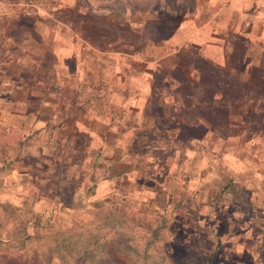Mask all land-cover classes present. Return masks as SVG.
I'll return each mask as SVG.
<instances>
[{
	"label": "rangeland",
	"instance_id": "374dc122",
	"mask_svg": "<svg viewBox=\"0 0 264 264\" xmlns=\"http://www.w3.org/2000/svg\"><path fill=\"white\" fill-rule=\"evenodd\" d=\"M6 1L35 7L0 10L16 23L7 35L36 23L47 41L49 27L77 34L87 44L70 50L99 57L64 63L99 66L102 88L76 77L72 105L40 123L34 105L0 99V264H61L52 234L97 227L115 205L166 221L151 253L161 264H264V0H112L109 15L79 13L83 0ZM108 249L110 264H136Z\"/></svg>",
	"mask_w": 264,
	"mask_h": 264
},
{
	"label": "crops",
	"instance_id": "0c3cea01",
	"mask_svg": "<svg viewBox=\"0 0 264 264\" xmlns=\"http://www.w3.org/2000/svg\"><path fill=\"white\" fill-rule=\"evenodd\" d=\"M72 5L76 7V2ZM113 5L112 0H83V4H79L78 6V12L84 14L88 11L99 15H109L115 11ZM143 6H141V9L148 12V5ZM39 25L44 24H34L29 30L25 31L27 35L24 34L23 38L17 39L14 36L6 34V31L9 30L8 28L16 27L15 22L0 24V29L2 28L0 34V90L6 88V94L3 96L0 94V99H6L9 102V106L27 108L29 105H34L37 107L34 114L33 112L26 111V109L21 112L18 110L13 111L12 114H21L24 118L30 117L33 114L35 115V120H38V123L42 122V120L36 117L41 114L44 108L50 106L70 107L72 105L69 101L71 96L67 91L68 85H74V81L79 79L80 76L84 75L85 77L88 75V79L93 77L90 80L92 81L91 84L83 83L89 88H92L93 91L102 88V84H100L102 69L99 66L94 67V70L90 69L87 73H85V70L81 72L80 67L79 73H75V71L69 68L67 63H64V60L71 58L79 67L83 62L85 64L90 58L99 57L92 51L86 52L84 48L81 50V47L78 49V53L75 50H72L73 52L70 50L74 48L73 46L79 45V42L84 43L86 46L87 43L85 40L72 32L65 37H61L62 35H54L53 29H51L52 27H49L51 37L47 41L48 35L46 36V31H44V35L37 31ZM61 25L65 29L70 28L69 25ZM35 34L40 40H37ZM55 37L66 41V44H69V46L58 47L56 49ZM24 45H26V48H23ZM55 55L58 59H61V64L58 61H53L49 65L45 63L47 56H53L56 59ZM22 63H25L24 68L22 67ZM17 66L21 68L19 69ZM25 72L30 73L31 78L29 80L23 79L22 73ZM76 77L77 79H75ZM96 78L99 81L98 84L96 83ZM2 83L6 85L2 86ZM59 100L65 102H56Z\"/></svg>",
	"mask_w": 264,
	"mask_h": 264
},
{
	"label": "trees",
	"instance_id": "16d2710c",
	"mask_svg": "<svg viewBox=\"0 0 264 264\" xmlns=\"http://www.w3.org/2000/svg\"><path fill=\"white\" fill-rule=\"evenodd\" d=\"M238 188L234 189L236 192ZM230 191L227 185L221 192ZM98 226L92 228L68 229L52 234L47 241L48 251L58 256L61 264H110L107 261L108 248L121 249L122 255L129 257L136 264H161L153 258L152 250L162 241L166 221L160 219H141L124 207L115 205L100 214ZM158 218V217H157ZM100 220V221H99ZM141 234L142 244L137 245L136 234ZM115 240V241H114ZM116 241L124 244L118 248ZM114 246V247H113Z\"/></svg>",
	"mask_w": 264,
	"mask_h": 264
},
{
	"label": "built area",
	"instance_id": "2783aa9c",
	"mask_svg": "<svg viewBox=\"0 0 264 264\" xmlns=\"http://www.w3.org/2000/svg\"><path fill=\"white\" fill-rule=\"evenodd\" d=\"M34 9L35 7L33 5L21 2H8L5 0V2L0 4V10L3 14L9 11L12 14L20 12L23 15L32 16V14L34 13Z\"/></svg>",
	"mask_w": 264,
	"mask_h": 264
}]
</instances>
